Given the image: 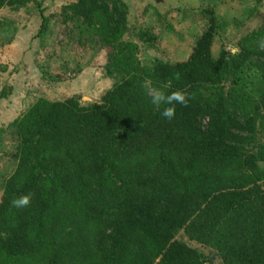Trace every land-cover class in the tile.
I'll use <instances>...</instances> for the list:
<instances>
[{"label": "trees", "instance_id": "1", "mask_svg": "<svg viewBox=\"0 0 264 264\" xmlns=\"http://www.w3.org/2000/svg\"><path fill=\"white\" fill-rule=\"evenodd\" d=\"M31 2L41 6L0 0V11ZM63 13L109 50L112 86L98 101L39 97L11 124L18 145L2 184L0 264H209L184 238L223 264H264V22L216 57L229 23L204 9L189 57L147 66L139 42L153 48L160 36L139 28L138 41L126 39V0H75ZM146 81L184 92L187 106L163 118L167 105L151 104ZM28 194L30 206L12 207Z\"/></svg>", "mask_w": 264, "mask_h": 264}, {"label": "rangeland", "instance_id": "2", "mask_svg": "<svg viewBox=\"0 0 264 264\" xmlns=\"http://www.w3.org/2000/svg\"><path fill=\"white\" fill-rule=\"evenodd\" d=\"M74 1L38 0L41 2V6L37 2H31L23 7L16 9L5 7L0 11V18L4 21L1 22L2 30L6 27L11 28L9 32L0 33V47L3 49L4 46L8 45L7 42V44L4 42L6 40L11 42L12 39L18 43L21 51L26 49L35 52L37 49L35 57L32 56L34 62L29 64V66H36V74L32 75L31 72V74L27 72L22 78V83L29 90L26 93V105L18 104L23 110L31 101L34 100L35 102L39 97L63 100L73 95H79L82 96L83 100L88 99L86 101H98L103 93L112 86V81L107 77L105 70L109 50L102 48L89 30L76 26V24H66L63 21L64 6ZM126 1L131 9V29L126 39L133 35L138 41L134 29L139 28L153 29L160 36L153 48L139 42V57L147 66H151L156 59L168 61L187 59L196 42V37L207 26L202 14L204 9L214 7L220 14V19L230 18L229 13L233 11L237 13L235 14L236 18L239 14L240 18L244 17L242 13L249 15L246 19L243 18L246 22L236 23L234 22L236 19H233L228 22L227 26L219 29L213 45V52L216 57L219 56L223 46L236 52L238 48L235 44L239 38L264 22V1L260 2L259 0L250 2L249 13L246 12L245 7L248 2ZM157 8L163 13V19H159L156 15ZM43 16L48 18V22L45 34L39 37ZM240 23L241 26H239ZM13 26L17 28L16 31ZM24 52L25 50L20 53V56ZM23 61L25 62L24 59L21 62L17 61L18 63L12 62L16 65L15 67L7 66L12 69V73L18 70H27L23 67ZM2 63V55H0V70ZM3 80L6 81L5 78ZM6 146H8L7 151L6 153L3 152L1 157H9V163L0 175V200L4 179L14 170V165L10 162L15 161L12 156L17 149L15 136ZM180 238H183L182 235ZM184 239L205 253L209 259V264H223L215 250L189 241L188 238Z\"/></svg>", "mask_w": 264, "mask_h": 264}, {"label": "crops", "instance_id": "3", "mask_svg": "<svg viewBox=\"0 0 264 264\" xmlns=\"http://www.w3.org/2000/svg\"><path fill=\"white\" fill-rule=\"evenodd\" d=\"M194 1L195 2H205L203 0H194ZM259 1L263 2L264 0H259ZM209 2H213V3L214 2H244V3L248 2L246 3L245 7H246V12L249 13L250 10L248 11V9H251L249 8L250 2H254V1L253 0H221V1H209ZM216 8L218 10V7ZM235 14L237 13L233 11L229 13L230 18L220 19L219 18L220 14L217 12L218 18L222 21L228 20L227 22L233 19H236L234 21L236 23L240 21L246 22V20H243V18L246 19L249 16L247 14L242 13L244 17L240 18V14L238 13L239 15L236 18ZM1 22H4L2 18H0V33L9 32V29L11 30V28H8V27H6L7 29L5 28L4 30H2ZM239 26H241V23L239 24ZM13 28L15 31L17 30L15 26H13ZM6 42L8 43V45L4 46L3 49L0 47V55H2V62H3L2 64L4 65V66L2 65V69L0 70V79H2V81H0V157L2 156L3 152L6 153L7 151L6 148H8V146L6 145L8 142H10L13 139V136H15L17 145H18V136L16 134L14 127H12L11 124L23 112H25L29 108L31 103L34 102V100L31 101V103H29L27 107L24 108V110L18 106V104L26 105L27 103V101H25L27 99L26 93L29 91L27 87H25V84L22 83V78H24V75L27 74V72L28 74L31 72L32 75L36 74L35 72L36 66H32V65L29 66V64H32V62H34L33 57H35L37 49H35V52H32V50L29 51V50L24 49L25 52L23 53V55L21 54L20 56V53L23 52L24 50L23 51L20 50V48L18 47V43H16L15 41H12V39H11V42H8V40H6L4 43ZM23 59L25 60V62L23 61L24 62L23 67L27 68V70L29 69V71L25 69L23 70L21 69L22 71L18 70L12 73L11 72L12 69L9 68L7 65H9L10 67L12 66L15 67L16 65H14L12 62L18 63L17 61L21 62V60ZM35 62H36V59H35ZM3 78H5L6 81H4ZM8 161H9V157L0 158V175H1V172L5 169L6 165L9 163ZM10 164L14 165V168H15V165H16L15 161L10 162Z\"/></svg>", "mask_w": 264, "mask_h": 264}, {"label": "clouds", "instance_id": "4", "mask_svg": "<svg viewBox=\"0 0 264 264\" xmlns=\"http://www.w3.org/2000/svg\"><path fill=\"white\" fill-rule=\"evenodd\" d=\"M260 47L264 49V41L260 42ZM179 74L176 75V79H179ZM147 89L148 95L151 97V104L159 108L161 105H167L163 108L161 115L167 120H171L175 117L176 114V104L187 106L188 98L186 94L180 90L165 93L163 91H157L150 87L149 83L146 81L142 85ZM32 194L23 195L19 198H15L11 201L12 207L16 209L27 208L31 204Z\"/></svg>", "mask_w": 264, "mask_h": 264}, {"label": "water", "instance_id": "5", "mask_svg": "<svg viewBox=\"0 0 264 264\" xmlns=\"http://www.w3.org/2000/svg\"><path fill=\"white\" fill-rule=\"evenodd\" d=\"M157 2H162V1H164V0H156ZM238 50V49H237ZM235 52V51H234ZM237 52V51H236ZM86 100H88V99H84V101H86Z\"/></svg>", "mask_w": 264, "mask_h": 264}]
</instances>
